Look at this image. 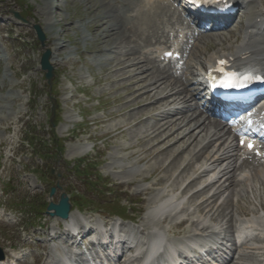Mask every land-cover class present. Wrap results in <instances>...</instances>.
<instances>
[{
    "label": "rangeland",
    "instance_id": "obj_1",
    "mask_svg": "<svg viewBox=\"0 0 264 264\" xmlns=\"http://www.w3.org/2000/svg\"><path fill=\"white\" fill-rule=\"evenodd\" d=\"M90 6L96 11H90ZM101 8V0H0V178H11L9 189L13 187L14 194L6 198L7 207L20 208L15 201L22 202L25 198L32 211L26 218L15 211L3 218L0 216V244L6 246L7 239H11L20 246L30 243L32 235L36 241L47 229L54 231L58 220L40 209L49 202L57 203L62 192L69 196L74 218L79 221L102 222L104 216L109 215L107 212L114 208L115 213L136 221L135 228H143L147 240L155 228L171 236L174 231L181 230L175 224L186 218L188 224L182 235L194 233L204 225L208 226L207 233L227 242L229 220H237L245 214L264 213V183L257 179L234 183L232 171L219 172L216 164L209 167L210 172L201 173L209 162L205 163L208 153L195 156L204 133V130L195 131L198 128L188 136L192 138L193 134L200 133L192 141L187 137L178 141V134L183 130L177 131L159 144L162 148L170 145L166 152L136 163L142 157L139 153L142 146L136 145L137 139L150 126H155L154 117L148 116L157 103L141 95H134L133 102L124 98L129 80L121 74L127 69L103 72L102 66L106 64L108 68L118 61L130 64L124 54L129 48L137 47L136 43L123 45V39L111 38L102 44L95 40L98 33L93 29L100 18L96 21L93 18ZM13 11L20 13L31 25H40L45 37L43 46L32 27L15 19ZM110 46L116 48L105 49ZM220 47L215 45L214 49ZM46 49L54 57L50 85L39 66L40 56ZM137 56L135 53L130 57ZM140 79L136 76L134 81L140 83ZM119 96L123 98L120 100ZM20 115L22 117L18 118ZM139 119L143 121L133 126ZM118 124H124L121 135L113 130ZM7 126L9 130L5 131ZM48 134L54 140L57 138L52 140L54 143ZM29 137L43 140L38 147L39 154L26 143L20 145L21 140ZM130 145L134 146L123 150ZM186 145L189 146L167 169L154 171L159 164L167 165ZM81 146L88 150L81 153ZM86 165L89 170L83 171ZM125 165L129 168L124 170ZM142 177H147L146 181H142ZM95 178L106 182L112 195L104 193L103 196ZM56 183L59 186L50 196L49 190ZM146 187L149 189L143 191ZM107 196L109 198H105ZM167 199L172 201L171 207L168 206L166 212L159 211ZM77 207L83 208L79 209L83 213L79 214ZM164 218V222H156ZM28 219L33 224L40 223L41 229L31 225ZM50 247L54 249V244ZM252 260L259 263L256 256Z\"/></svg>",
    "mask_w": 264,
    "mask_h": 264
},
{
    "label": "bare ground",
    "instance_id": "obj_2",
    "mask_svg": "<svg viewBox=\"0 0 264 264\" xmlns=\"http://www.w3.org/2000/svg\"><path fill=\"white\" fill-rule=\"evenodd\" d=\"M101 7H102L101 11L98 10L99 13L96 15V17L93 18L94 21L100 18L99 21H96L98 24L96 25V27L94 26L95 28L93 29L94 31H97L98 33L95 40L98 41L100 44H102V43L109 42L111 38L115 40L123 39L122 41L120 40L123 43V45H128V43L130 44L136 43V47H137L134 50L129 48L128 52L124 54L125 59L129 60L128 62H130V64L123 65V63H120L118 61L114 63L112 66H110L109 68L107 67L108 64H106L102 66L103 72H111V71L117 72L121 68L127 69L125 71H122V74H121V77H126L129 80V85L127 86V92H126L129 97L125 95L124 98L128 99V101H132V97L134 98V95H137L136 97H139L141 95L143 96L142 98H145L146 100L156 101L157 103L156 107L153 106L152 110H159L161 108L159 112L156 114L158 117L155 119L156 120L155 126L153 125L150 126L145 131L144 135L137 139L138 142L136 145L139 144L142 146L141 149L139 148L140 149L139 153L142 155V157L138 158L137 161L139 160L138 162H141L140 160L142 159L144 160L146 157H151L154 154L166 152L170 148V145L164 146L162 148V147H159V144L163 142L165 139L169 138L170 136L172 137L173 133L177 132L178 130L184 129V131L182 132L183 134L182 133L178 134L180 135L178 137V141L188 136L191 137L190 135L191 131H193L196 128L201 129L203 127L202 130H204L206 128L205 123L199 122V121H195V123H192L193 122L191 120L193 117L192 115L187 117L185 114L179 119L172 118L173 115L177 113H174L169 106L174 104L177 98H174L171 101H167V97L170 95L181 93L182 91L186 90L187 88L186 85L181 84V87L179 86L181 89H178L177 86H175L176 82L172 83L170 81L167 83L168 75L166 73L165 74L162 73L157 67H155V65L148 59V57L146 56H138V57H133V58L130 57L139 51L140 45L138 41H141L142 44H149V37L156 34V31H157L156 29L158 28V25H160L163 22L164 17L167 16V14L170 11L169 6L155 2V0H122V2L121 1L119 2V0H101ZM89 9H91V6L89 7ZM90 11L95 12L96 10L93 11L91 9ZM129 11H132L133 14L128 15ZM255 17H259V15H256ZM248 28L255 29V27L253 26V21L251 20L247 21L244 29L242 28V31L244 30V32H246ZM228 32L232 34L231 30H228ZM131 34L133 35L132 37H131ZM210 36H212L213 40L219 41L220 43H221L222 38L226 39L227 36L230 37V35H228L226 32H217L215 34H211ZM111 48H116V46L115 47L110 46L109 48L107 47L105 49L111 50ZM206 50L207 48L203 49L201 53L205 54ZM246 50H250V49L248 47L243 49L241 48L240 45H238L237 47H234L232 49V52L230 54H239L242 51H246ZM207 52H209V50ZM218 52H220V50H217L216 52L212 51V53H208V55H206L204 58L199 57L200 59V61H198L199 66H202L203 64H207L208 62L214 61V59L216 57H219L220 56L219 54H221ZM257 54L259 58H262L264 60V51L261 53H257ZM53 59L54 57L52 56L50 60L51 63H53ZM136 76L141 77V79L139 80L140 83L137 82L138 84L134 81ZM116 77H119V76H116ZM185 96L181 98L179 96L178 97H179V100L182 101V103L187 104L188 100L193 97V94L191 93L188 94L189 97L187 99H185L186 98ZM122 98H123L122 96H119L118 99L121 100ZM187 107L188 105H186V108ZM150 108H151V105H150ZM176 111H180V110H176ZM125 114L126 113H124L123 115L125 116ZM163 119L165 120V122L160 123V121H162ZM167 119H172V121L167 120ZM184 119L187 120L186 123H184ZM142 121L143 120H140V119L135 121L136 123L133 126L140 124ZM190 121L192 124L191 126L189 125ZM123 126L124 124H118L114 127L113 130L118 131V133H120L121 135L122 133L121 129ZM5 129L7 130L8 127H6ZM216 130L218 131L219 129H216ZM215 135L216 133L215 134L205 133V135L202 137V140L207 139L208 141L199 150L195 152L196 157L200 156V151L203 152L205 148H207V145L213 141L212 138ZM151 141H154V142L153 144L150 143L149 145L148 143ZM199 141L200 142L198 143H201V140ZM146 142H148L147 144L149 146L145 144ZM132 146L130 145V146L124 147L123 150H127L129 147H132ZM188 146L189 145H186L177 154H175L167 165L159 164L154 169V171L156 170L161 171V170L167 169V167L173 161H175L178 155L182 151H184V149L187 148ZM79 150L81 153H85V151H87L88 149L87 147L81 146ZM125 169L126 167L124 168V170ZM259 172H256V173H259ZM147 190L148 189L146 188L145 191ZM205 202L206 200L203 201L201 205H203V203ZM72 216H73V212L69 214V217L67 219L71 218ZM67 219L61 220L58 218V220L62 222L67 221ZM186 223L187 221L183 220L178 224L181 227L185 225ZM42 246H45V244L42 243ZM245 257L248 258L249 256H245ZM246 261H247V264H251L250 259Z\"/></svg>",
    "mask_w": 264,
    "mask_h": 264
},
{
    "label": "snow or ice",
    "instance_id": "obj_3",
    "mask_svg": "<svg viewBox=\"0 0 264 264\" xmlns=\"http://www.w3.org/2000/svg\"><path fill=\"white\" fill-rule=\"evenodd\" d=\"M192 2L200 5H215L220 11L226 10L230 7L228 0H192ZM166 55L170 56L171 53H166ZM212 71L220 73L219 77L213 78L214 86H216V81L218 79V86L224 89H244L256 82L264 84V75L254 74L248 69H233L225 60L218 61L217 67ZM248 122L249 124L251 123L250 120ZM243 143L244 140L242 139L241 144ZM248 147L251 150L253 148V144L249 142Z\"/></svg>",
    "mask_w": 264,
    "mask_h": 264
},
{
    "label": "water",
    "instance_id": "obj_4",
    "mask_svg": "<svg viewBox=\"0 0 264 264\" xmlns=\"http://www.w3.org/2000/svg\"><path fill=\"white\" fill-rule=\"evenodd\" d=\"M15 16L19 18V16L17 14H15ZM25 22H27V21H25ZM33 28L35 29L37 37L39 38L40 42L43 43L44 35L41 31L40 26L38 24H35V25H33ZM49 56H50L49 50H46L41 56V67H42V69L47 70L45 73V77L48 80V83H50V80L52 78V67L48 62ZM54 190H55V188L52 187L50 190V195H52L54 193ZM69 207L70 206L68 204L67 197L65 196L64 193H61L59 203L54 204L53 202H50L47 206V211L54 209V212L50 213V214L58 215L60 217L65 218V217H67Z\"/></svg>",
    "mask_w": 264,
    "mask_h": 264
}]
</instances>
